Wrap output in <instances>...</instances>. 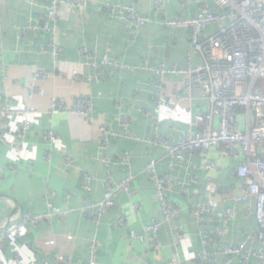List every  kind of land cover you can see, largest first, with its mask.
<instances>
[{"label":"crops","instance_id":"obj_1","mask_svg":"<svg viewBox=\"0 0 264 264\" xmlns=\"http://www.w3.org/2000/svg\"><path fill=\"white\" fill-rule=\"evenodd\" d=\"M78 1L79 8L61 10L55 35L32 30L22 35L21 30L47 17L50 1L0 0L1 63L6 67L7 77L4 83L0 72V108L11 103L16 109L32 110L25 117L0 118V166L5 170L0 177V226L16 209L29 214L44 213L46 202L69 211L65 221L55 220L52 226L42 224L16 245H9L6 248L9 264H53L58 254L65 255L68 264H89L93 240L99 243L97 264L170 261L176 251L170 226L164 225L159 233L158 252H148L142 237L143 227L162 217L153 182L145 172L151 159L156 160L160 174L172 177L175 182L168 196L182 208L175 222L185 231L180 244V264H201L197 255L203 250L213 256L215 264H226L228 257L223 249L238 245L256 228L254 215L246 213L249 204H236L232 200L243 192L235 173L238 162L221 159L218 151L211 150L207 158L217 166L215 171L205 168L206 158L199 154L192 160L196 169L188 168L175 163L162 148L135 139L154 140L161 136L178 143L188 133L195 116L209 109L208 101L203 98L178 102L176 93L182 90L187 76L172 75L166 82L172 109L156 114L157 89L152 81L156 76L154 69L161 64L186 69L188 53L192 56V67L202 64L190 45V30L169 28L164 24L166 21L178 16L184 19L201 16L203 6L215 14L224 11L214 0H124L151 20L133 39L125 20L105 10L106 4L116 0ZM158 1L163 2V10L157 13ZM217 29V25H211L205 35ZM53 43L61 49L58 67L52 58ZM82 49L89 51L95 63L109 55L130 69L107 68L105 78L89 80L95 69L81 54ZM39 71L49 72L50 76L36 81L35 74ZM85 97L94 102V123L78 115H51L53 100L63 99L69 108L75 100ZM148 112L151 117L146 116ZM124 114L131 117L135 138H129L121 126ZM25 120L31 122L32 128L21 140L19 131ZM101 127L114 133L109 136L107 148L103 146L106 137ZM48 130L55 133L53 142L44 140ZM19 142H22L20 148ZM47 154H51L50 161ZM123 154L129 156L130 167L117 164L109 170L106 168L105 156L119 160ZM129 172L135 176L133 198L120 195L115 207L97 226L84 215L83 208L103 199L109 178L119 182ZM84 175L95 176L90 193L84 190ZM191 178L195 183L187 185L188 193L184 194L181 187ZM209 180L220 187L215 199L221 202V207L213 215L205 212L203 221L198 222L192 211L208 202L205 186ZM133 203L139 205L138 210L133 209ZM227 207L235 210L233 219L224 217ZM120 220L125 224L119 225ZM203 229L207 232L222 229L225 234L204 246ZM132 231L136 239L130 237ZM51 241L56 246H51ZM14 250L19 252V259L13 256ZM230 264L244 262L235 258ZM249 264L261 263L253 258Z\"/></svg>","mask_w":264,"mask_h":264},{"label":"built area","instance_id":"obj_2","mask_svg":"<svg viewBox=\"0 0 264 264\" xmlns=\"http://www.w3.org/2000/svg\"><path fill=\"white\" fill-rule=\"evenodd\" d=\"M50 8L46 18H39L36 25L21 30L20 34L26 35L29 31L50 32L55 35V26L60 20L61 10L79 8L78 0H49ZM217 6L224 11L223 14H215L203 6V14L196 18L184 19L176 17L166 21L164 24L172 29H188L191 32L190 45L199 54L202 64L197 68L192 67V56L187 54V68L180 69L176 66L168 67L161 64L155 71L152 81L157 89L154 99L156 102V114L163 110H171L172 104L166 92V82L169 76L186 75L187 79L181 91L176 93L178 102L192 101L203 98L208 101L209 109L195 116L190 124L189 131L178 143H173L165 137L158 136L156 139L146 140L134 137L131 131V117L124 114L121 126L129 138L144 141L153 147L162 148L166 154L177 164L186 165L188 168L196 169L192 163L195 156L201 155L206 158L205 168L215 171L217 166L213 165L207 158L211 150L218 151L221 159H233L238 162L236 175L240 179L241 195L232 197L234 203H248L247 214H253L256 228L247 234L242 242L236 246L225 247L223 253L228 257L226 264H230L237 258L249 264L250 260L256 258L264 264V93L256 88L259 79L264 78V0H214ZM185 3L181 5L182 8ZM109 14L120 16L126 22L133 39H136L143 27L151 20L138 13L134 4H128L124 0H116L115 3L105 5ZM163 10V2H156V12ZM54 25V26H51ZM211 25H217L215 33L205 35L206 29ZM54 42V40H53ZM52 58L56 67L59 66L61 49L52 44ZM81 54L88 60L87 63L94 67L95 75L89 76V80L103 79L107 76V68L129 70L130 66L119 64L114 58L106 55L102 62L92 61V55L87 49H82ZM2 48H0V72L5 83L6 67L1 63ZM149 68V67H148ZM50 76L49 72L39 71L35 79L42 80ZM78 77V75L76 76ZM51 115L70 114L84 117L94 123L95 105L91 98L75 100L71 107H66L65 100L56 99L50 105ZM32 112L31 108L16 109L11 103L0 108V118L13 116L25 117ZM146 116L151 117L148 112ZM30 121H23L19 131L20 139H24L31 130ZM103 135V146L107 148L109 136L114 135L106 127H101ZM55 133L48 130L44 133V140L53 142ZM17 146L20 148L22 142ZM50 161L51 154H47ZM103 162L109 170L113 165L123 164L130 167V158L123 154L119 160H113L105 156ZM174 169V165L169 166ZM4 168L0 166V177L4 176ZM145 172L153 182L156 197L162 213L161 219L154 218L145 225L142 230L146 249L148 252H158L161 249L159 233L164 225L172 228V240L176 247L175 253L168 262L160 264H180V244L185 236L183 227L176 226L175 222L182 213V208L171 201L168 193L175 186L172 177L162 175L157 169L156 160L151 159ZM133 173L129 172L121 181L114 182L112 179L106 182V191L100 202H94L83 208L84 215L91 219L96 225H100L107 214L115 207L118 197L126 194L133 198L134 190ZM95 180L93 175H84L83 185L87 193L92 191ZM195 183L191 178L184 182L181 191L188 193L187 185ZM219 185L209 180L205 186V195L209 197L208 202L198 206L192 211L193 217L203 221L205 212L212 215L221 207V202L215 197L219 193ZM139 205L133 203V209L138 210ZM68 210H61L51 202H46V211L39 214L24 213L16 209L13 214L0 226V264H9L6 248L16 245L19 240L25 238L30 230L38 228L42 224L52 226L55 220L65 221ZM236 216L235 210L227 207L224 217L227 220ZM125 222L121 220L119 225ZM204 230V229H203ZM222 229L215 232L203 231L202 239L204 246L213 243L217 238L224 236ZM130 237L136 239L135 232H130ZM72 241L71 236H66ZM56 246L55 241L50 242ZM99 243L93 240L90 246V263L97 264ZM16 259L20 258L17 251L12 252ZM197 261L201 264H215L213 256L203 250L197 255ZM65 255L55 256L53 264H68Z\"/></svg>","mask_w":264,"mask_h":264},{"label":"rangeland","instance_id":"obj_3","mask_svg":"<svg viewBox=\"0 0 264 264\" xmlns=\"http://www.w3.org/2000/svg\"><path fill=\"white\" fill-rule=\"evenodd\" d=\"M256 88H257L258 91L264 93V78H261V79L258 80V82L256 84Z\"/></svg>","mask_w":264,"mask_h":264}]
</instances>
